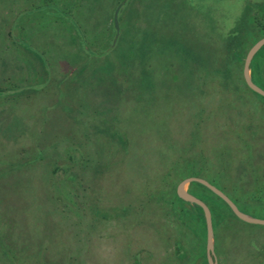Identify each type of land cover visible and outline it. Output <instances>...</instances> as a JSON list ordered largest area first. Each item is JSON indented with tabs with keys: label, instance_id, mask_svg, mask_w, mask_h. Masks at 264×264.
I'll return each instance as SVG.
<instances>
[{
	"label": "rangeland",
	"instance_id": "374dc122",
	"mask_svg": "<svg viewBox=\"0 0 264 264\" xmlns=\"http://www.w3.org/2000/svg\"><path fill=\"white\" fill-rule=\"evenodd\" d=\"M121 1L0 0V42L10 33L45 69V75L35 72V93L30 90L26 96L27 90L13 84L19 77L6 81L11 65L0 63V264H194L198 248L193 236L186 244L187 259L178 260L174 251L182 229L170 206L161 212V223L152 218L159 211L155 196L152 212L144 206L140 218L131 222L132 215L122 216L117 204L124 195L115 187L124 181L99 176L107 169L115 172L111 164L102 166L115 161L118 167L121 161L116 160L123 154L119 136L112 138L116 133L105 130L144 139L123 162L145 173L151 170L153 179L138 183L139 198H150L148 190L155 186L163 188L155 174L161 165L157 145L175 138L170 147L174 151L163 148L171 159L207 149L204 137L187 134L191 125L196 129L199 112L208 108L204 92L210 89L219 99L216 91L222 86L246 87L245 57L253 39L264 37V22L259 21L264 0H128L120 11L118 42L112 46L114 14ZM255 12L259 29L255 21L252 24ZM22 23L20 34L16 28ZM53 27L56 33L44 37ZM7 58H14L11 47ZM23 58L28 70L38 69L36 59ZM223 67L230 78L226 85H220ZM260 72L264 74V66ZM42 77L48 80L46 86ZM204 80L206 88H198ZM6 129L25 133L15 139L20 135L1 134ZM47 142L54 143L51 150L32 151ZM22 149L34 154L16 159L19 165L11 163V156ZM106 149L119 151L110 156ZM22 171L35 172V180L22 176ZM166 188L171 189L169 184ZM236 202L243 212L264 219L262 199L249 200L247 206L241 199ZM227 210L221 228L214 229L218 264H260L264 225L247 223ZM144 242L152 251L141 252ZM205 249L207 255V232ZM152 253L153 262H143Z\"/></svg>",
	"mask_w": 264,
	"mask_h": 264
},
{
	"label": "trees",
	"instance_id": "16d2710c",
	"mask_svg": "<svg viewBox=\"0 0 264 264\" xmlns=\"http://www.w3.org/2000/svg\"><path fill=\"white\" fill-rule=\"evenodd\" d=\"M112 27H114L115 30L114 22ZM257 29H259L258 26ZM253 36L254 35H251V38ZM258 37H262V35ZM257 40L259 39H253L251 43L255 44ZM180 50H183V48L181 47ZM262 50L263 48H261L254 56L251 63V69L254 82L261 87H264V74L260 72V69L264 66V51ZM94 53L95 55L99 54V52ZM183 59L185 60V56H183ZM223 69L226 71L222 73L220 85L230 83L228 68L223 67ZM202 83H204V85L198 84L197 87L206 88V81L204 80ZM245 85V88L240 86L230 87V85L222 86L221 89L219 88V90L216 91L220 93L219 99H214V96H211L213 91L210 89L207 90V92H204L205 101L203 103H205L208 108L206 107L207 109L205 108L204 112L202 110L199 112L197 119L200 121L197 123L196 129H194L191 125V129H189V133L187 134L188 137H190L191 135L189 134L196 132L200 135V137H204L207 149H203L202 154L192 156L186 153L188 156H183L181 158H175V154H173L174 158L171 159L169 152L165 151L163 148H169L170 151H174L170 149V147L175 138H168L166 144L157 145V150L161 155L159 160L161 165L157 168L158 171L155 170V174L156 178L160 179L163 183L161 184L163 188L155 186L153 189L148 190L147 194L150 198H139L140 192L138 187L140 185L138 183L141 181L146 182L148 180H152L151 170L145 173L144 169L141 167L129 168L126 167L125 164L123 165L124 160L127 163L129 158H131L132 152H134L133 149L136 150L140 148L141 141H144V139L130 135L126 131L111 132L107 129L105 130L108 134L116 133V135L110 134L112 138L113 136L114 138L119 136L121 139L119 144L122 145L123 154L120 157L121 159L118 158L116 160L121 161L118 167L113 165L115 161L105 162V164H103L102 167H104V169L110 167L109 164H111V169H114L115 172H107L108 169L104 172L102 171L99 173L100 179L106 181L111 177L110 179L114 182L117 180L124 181V184L121 183L122 187H115L121 189L122 194L124 195V199L120 200L122 202H118L117 205L121 206L123 210L122 216H125V218L130 215L133 216L130 222L136 221L140 218L142 211L146 210L144 206L147 208L151 207L150 210L152 212V203H154L153 200L155 198L159 211L157 214L156 210V216L153 213L152 218L156 220V222L158 221L161 223V212L166 213V207L170 206L171 212L176 218L177 227L179 226L182 229V231H177L179 232V235L173 244L178 260H183L184 257L187 259L189 257L190 252L186 244L188 242V238H190L189 236H193L196 240L194 246L198 248L197 257H195L196 253H193L194 264L195 262L197 264H209L205 249L207 229L204 210L198 204L187 202L178 196L177 186L182 180L189 176L203 177L227 193L236 204L238 199H241L242 205L245 206H247L249 200L256 198H260L264 201V96L252 90L247 83ZM252 100H256L258 102L255 105H251ZM196 101L200 102V99L198 98ZM217 101L219 103L215 105L214 102ZM201 105L203 106V104ZM229 106H231L230 109L228 108ZM201 112L204 114L202 113L201 115ZM181 134L183 133L181 132ZM108 150L109 149H106L105 153H107ZM118 151L119 150L116 149L113 150V153H108L109 155L111 154L110 156H115V153ZM16 159H19V156H14L12 158V163L15 161V163L19 165V160L17 161ZM120 166H122L123 170L125 169L124 174H122L123 171H120ZM55 171L56 170L50 172L53 174ZM24 173V176L32 182L35 180V172L24 171ZM50 179H46L48 180V185L50 183ZM239 181L241 184H239ZM168 184L170 185L171 192L169 191V188H166ZM234 188L239 189V193L235 195L232 194L231 192ZM189 190L191 193L205 201L210 207L213 215L215 230L217 227L218 229L221 228V224L224 222V217L228 211L227 209L234 214L230 206L222 200L220 196L205 185L199 182H192L189 185ZM153 196H155V198ZM163 198H165L167 204H164ZM98 199L100 201V197H98L97 200ZM251 202L257 203L254 201ZM101 203H103V200ZM263 203L264 202L259 204ZM237 205L239 206V204ZM143 207L145 209H143ZM240 209L243 210L241 207ZM150 221L151 219L148 220L149 223ZM127 224L129 223L127 222ZM161 225L164 226V224ZM33 228L35 230L37 225L35 227L33 225ZM38 228H40V223ZM128 228L129 230L133 229L131 226ZM158 229L160 230V233L163 230L162 227H158ZM40 235L42 234L40 233ZM40 237L38 242L41 239ZM147 244V242H144L142 246L139 247L141 252L145 250L148 252L152 251L150 249L151 247L146 246ZM202 247L204 248V252L201 254L199 250H201ZM87 250L88 249H85L86 252ZM151 256L154 257V254L152 253L147 256L143 262L145 260H151Z\"/></svg>",
	"mask_w": 264,
	"mask_h": 264
},
{
	"label": "water",
	"instance_id": "95a60500",
	"mask_svg": "<svg viewBox=\"0 0 264 264\" xmlns=\"http://www.w3.org/2000/svg\"><path fill=\"white\" fill-rule=\"evenodd\" d=\"M128 0H122L121 3L118 5V7L115 10L114 14V24L116 29V36L113 40L112 46H115L118 42V37L120 33V11L122 7L126 4ZM264 46V37L258 40L248 51L245 61H244V68H243V75L245 78L246 83L248 86L254 90L255 92L261 94L264 96V89L260 87L258 84L254 82L252 79L251 74V63L256 55V53ZM192 182H199L209 189H211L214 193H216L218 196L222 198L232 209L234 214L240 218L241 220L251 223V224H258V225H264V219L252 216L250 214H247L240 210L238 205L220 188L212 184L210 181H208L205 178L197 177V176H190L182 180L178 186H177V194L178 196L187 201L191 202L193 204H198L201 206L204 210L205 218H206V225H207V259L209 264H218V259L215 252V232H214V225H213V216L212 211L210 207L207 205L206 202H204L202 199L194 195L188 190L189 184Z\"/></svg>",
	"mask_w": 264,
	"mask_h": 264
},
{
	"label": "crops",
	"instance_id": "0c3cea01",
	"mask_svg": "<svg viewBox=\"0 0 264 264\" xmlns=\"http://www.w3.org/2000/svg\"><path fill=\"white\" fill-rule=\"evenodd\" d=\"M257 14L258 13L255 12L254 14H252V17H251L252 18V24L255 21L256 28H257V24H258L259 21H261V23L264 22V16H261V18L259 19V17H258ZM258 19H259V21H257ZM23 27L25 28V23H22L20 25L18 24V26L16 28V30H17L16 32L19 33V31L22 30ZM52 31H54V34L56 33V29L53 27L52 29H49V31H47V33H44L43 34L44 37L50 38L48 35H50L52 33ZM22 32L20 31V34ZM54 34H51V35H54ZM44 39L45 38L42 39L43 43H44ZM20 41H21L20 39H17L15 37L14 38H11L10 33H8L5 36V39L2 42H0V63H1L2 66H4L5 64L6 65H8V64L11 65V73H10V76L7 77L6 81H10V80L14 79L15 76L19 77L20 80H14L13 81V84L17 85L16 87L20 91H22V92H24L25 90H27L24 93H27L26 96H28L30 90L32 92H34V90H35V89H33V87L36 86V81L33 79L35 76H37V73H35V72H39V71L42 70V75H45V71H44L45 69H44V67H41L40 60L37 59L38 56L35 57L33 55H27L28 54V50L26 51L27 48L24 49L23 47L20 46ZM48 42L50 43V41H48ZM49 43H44L47 48L48 47L51 48L50 45H49ZM11 44L13 45V47L11 46ZM10 47L12 48V52H13V55H14V58H12V59H8L7 58L10 55ZM39 53H40V55L42 57H44L46 59V61L48 63H50L49 57L47 56V54L45 53V51H42L41 50ZM24 56H30L33 59H36L37 60V64L39 65L38 66V69H36V70L34 69V71L31 72V70H30L31 67H30L29 70H28V68L25 67V66L28 65L29 62L27 61L26 58H23ZM24 64H25V66H24ZM65 73H66V76H67L68 75V71H66ZM52 75H54V72L52 73ZM48 76H49V74H48ZM59 80H60V78H59ZM43 81H45V84L43 86H46L48 80H45V78L42 77V83H43ZM59 85H60V83H59ZM5 86L6 85H3L2 87H5ZM24 133H25V129L22 130V131H18L17 130L15 132L14 131H11L9 129H6V130H2V132H1V134H4V135L5 134H9V135H12V136H14L13 134L20 135V136H16L15 139L22 138ZM7 138L13 139L14 137H11L10 136V137H7ZM31 147H32V145H29L28 146V149H31L32 150ZM53 147H54V143L52 144V142H47V143H44L41 146V148H38V149L36 148V149H34L32 151H36V150H39V149H41L42 151H44L47 148L51 150ZM25 150L26 149H22L21 150V153H17L18 155H16V156H19V160L20 159H23V158L29 159L34 154L33 152L32 153H25ZM11 158H13V155L11 156ZM21 173H22V176L25 175L24 171H22ZM149 261L150 262H153L152 260H149ZM260 264H264V259L260 262Z\"/></svg>",
	"mask_w": 264,
	"mask_h": 264
}]
</instances>
